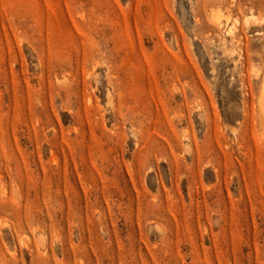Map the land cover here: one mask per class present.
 <instances>
[{
    "label": "rangeland",
    "instance_id": "374dc122",
    "mask_svg": "<svg viewBox=\"0 0 264 264\" xmlns=\"http://www.w3.org/2000/svg\"><path fill=\"white\" fill-rule=\"evenodd\" d=\"M0 264H264V0H0Z\"/></svg>",
    "mask_w": 264,
    "mask_h": 264
}]
</instances>
